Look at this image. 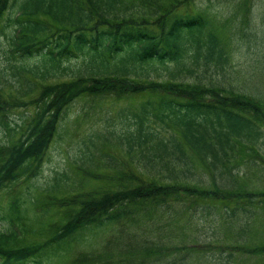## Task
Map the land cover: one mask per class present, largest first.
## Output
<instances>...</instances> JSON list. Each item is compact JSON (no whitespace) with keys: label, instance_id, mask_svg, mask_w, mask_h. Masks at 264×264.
Returning a JSON list of instances; mask_svg holds the SVG:
<instances>
[{"label":"trees","instance_id":"16d2710c","mask_svg":"<svg viewBox=\"0 0 264 264\" xmlns=\"http://www.w3.org/2000/svg\"><path fill=\"white\" fill-rule=\"evenodd\" d=\"M241 1L247 13L253 1ZM192 2L0 0V34L9 38L7 59L11 73L20 80L26 77V81L30 74L43 83L40 95L30 100L37 110L22 131L23 125H12L7 116L11 108L28 102L8 100L0 86V126L5 132V139L0 137V189L28 173L37 176L39 168L34 163L42 162L55 137L61 135V124L70 106L87 95L121 98L159 94L157 99L148 98L127 108L123 127L95 133L94 137L104 143L116 137L117 143L126 144L129 152L137 149L146 158L144 166L153 165L145 168L154 175H162L161 167L168 171L172 168L169 173H175L174 160L187 163L185 146L208 161L211 168L218 169L220 164L225 166L238 143L256 144L264 135L263 99L192 82L182 74L194 72L199 65L207 71L213 67L224 70L229 61L220 24L211 7L195 6L185 13L179 9ZM73 62L83 64L88 74L77 71L78 75H72ZM49 79L56 82L48 83ZM33 87L35 83L29 85L31 90ZM90 142L95 146L94 140ZM176 175L171 176L175 179ZM63 176L54 178L51 192L62 189ZM193 193L220 195L217 190L156 180L116 191L74 194L59 203L72 210L50 241L13 247L17 240L15 227L24 226L23 214L27 210L21 211L22 201L17 197L5 212L0 210V220L11 225L0 229V264H30L29 260L36 259L34 255L51 242L132 214V203H159L169 196ZM40 263L38 260L35 264Z\"/></svg>","mask_w":264,"mask_h":264},{"label":"rangeland","instance_id":"374dc122","mask_svg":"<svg viewBox=\"0 0 264 264\" xmlns=\"http://www.w3.org/2000/svg\"><path fill=\"white\" fill-rule=\"evenodd\" d=\"M251 2L247 13L241 0H193L187 7L179 8L185 13L195 6H210L217 15L219 33L229 56L224 70L210 67L207 71L199 65L194 72L182 73L186 80L218 85L227 88L226 92L240 91L264 100V0ZM8 39L0 34V86L8 100L28 102L11 108L7 116L12 125L16 122L23 125L22 131L37 110L30 100L40 95L43 83L30 74L26 81V77L20 80L11 73ZM70 68L72 75L77 71L88 74L83 64L73 62ZM54 82L56 79L48 80ZM32 83H35L33 90L29 88ZM158 95L121 98L87 95L70 106L61 124V135L55 137L42 162L34 163L39 168L37 176L28 173L0 189L2 212L17 197L22 201L21 211L27 209L23 214L24 226L16 222L17 240L12 246H35L50 241L72 210L59 203L74 194L116 191L156 180L217 190L220 195L193 193L169 196L159 203L154 200L132 203L129 206L132 214L99 228L94 225L78 231L66 240L51 242L34 255L36 259L29 260L30 264L38 260L40 264H264V135L252 146L238 143L219 170L211 168L208 161L185 146L187 163L174 160L178 175L169 173L172 168L168 171L162 167L159 169L163 170L162 175L151 174L146 168L153 165L145 163V168L146 158L140 151L129 152L128 146L119 145L116 137H111L109 143L95 140V133L123 127L127 108L148 98L157 99ZM129 118L133 119L131 115ZM0 128V137L5 139L4 129ZM57 175L63 176V187L51 192L49 188ZM10 226L8 221L0 220V229Z\"/></svg>","mask_w":264,"mask_h":264}]
</instances>
